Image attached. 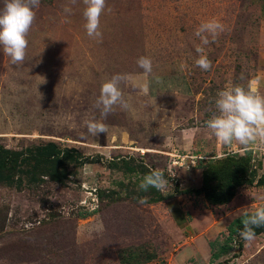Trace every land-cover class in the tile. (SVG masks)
<instances>
[{
    "label": "rangeland",
    "instance_id": "374dc122",
    "mask_svg": "<svg viewBox=\"0 0 264 264\" xmlns=\"http://www.w3.org/2000/svg\"><path fill=\"white\" fill-rule=\"evenodd\" d=\"M84 8L83 0H40L23 64L0 47V146L53 142L93 161L69 168L62 184L19 175V184L0 185V264H264V233L247 242L239 231L219 250L233 219L264 207V147L249 163L256 185L240 188L229 205L193 206L201 227L213 232L200 239L199 261H179L193 233L183 237L164 205L235 155L221 150L217 158L206 121L225 85L264 83V0H107L100 40L87 35ZM211 19L224 31L204 46L212 68L203 71L195 64V31ZM142 56L151 58V74L138 66ZM117 74L126 77L129 107L103 119L95 101ZM93 120L107 132L90 134ZM155 169L167 188L139 190Z\"/></svg>",
    "mask_w": 264,
    "mask_h": 264
},
{
    "label": "clouds",
    "instance_id": "9594fccd",
    "mask_svg": "<svg viewBox=\"0 0 264 264\" xmlns=\"http://www.w3.org/2000/svg\"><path fill=\"white\" fill-rule=\"evenodd\" d=\"M75 2L76 0H72L73 4ZM83 4L85 5L83 17L86 21L84 27L87 35L93 39H102L101 17L107 8V0H83ZM39 5L40 0H3V7L0 8V47L11 58L13 64H23L25 61L29 46L28 35L35 22L36 9ZM107 10L111 11L110 8ZM64 12L71 14L72 9L65 7ZM223 31L224 25L216 19L202 23L195 31V36L201 41L196 47L199 58L196 59L195 64L201 70L209 71L212 68V61L205 54L204 46L215 42ZM137 64L143 69L144 74L152 73L151 58L142 56ZM179 67L183 71L184 65L181 64ZM125 79V76L117 74L101 85L94 107L100 111L103 119H106L117 106L122 109L129 107L121 89V83ZM156 80L159 82L160 78L156 77ZM257 80H250L246 87L242 84H228L217 93L215 100L217 112L206 121V127L223 143L237 142L244 146L245 150H249L257 142L259 146L264 147V95L253 88ZM86 126L93 136L107 132V126L100 121H87ZM168 183L164 173L155 169L143 177L139 190L147 191L152 187L164 191ZM139 202L146 203V199H141ZM242 224L244 228L240 232L241 237L247 242L253 241L256 237L254 227L264 226V207L257 208L251 215L246 214ZM26 227L31 228V225Z\"/></svg>",
    "mask_w": 264,
    "mask_h": 264
},
{
    "label": "trees",
    "instance_id": "16d2710c",
    "mask_svg": "<svg viewBox=\"0 0 264 264\" xmlns=\"http://www.w3.org/2000/svg\"><path fill=\"white\" fill-rule=\"evenodd\" d=\"M251 153L227 155L219 161V166H210L202 174V185L197 189H188L184 194L203 196L211 206L229 203L243 186L254 183L248 175ZM75 149H62L53 142L24 147L21 150H9L0 146V185L13 186L22 182L19 175L28 177V182H39L43 178L62 184L69 168H78L92 163ZM252 175V174H251ZM253 176V175H252ZM257 184V182H256ZM252 213L242 214L233 219L226 228L227 235L220 253L226 251L233 236L242 231V220ZM258 234L264 233V226L253 229Z\"/></svg>",
    "mask_w": 264,
    "mask_h": 264
},
{
    "label": "crops",
    "instance_id": "0c3cea01",
    "mask_svg": "<svg viewBox=\"0 0 264 264\" xmlns=\"http://www.w3.org/2000/svg\"><path fill=\"white\" fill-rule=\"evenodd\" d=\"M258 84L257 89H258V93L263 95V91H264V83L263 85H259V81H257ZM261 86V87H260ZM189 134L188 130L184 131V134ZM192 143L193 144L196 141V136H192ZM218 149H216V156L217 158H220L219 152H221V150H227L233 154H238V155H244L245 153H251V159L252 161H254V158H260L263 153H261V150L263 149V147L259 146V143L257 142L256 145H253L249 150H245L244 146L240 145L237 142H233L231 144H225L222 141L218 140ZM204 158L206 159L207 157L204 156ZM198 171H196L197 173ZM198 174V173H197ZM196 174V176H197ZM193 182V185H196V187H187L190 189H197L200 188L201 186L199 184H201L199 179H194L191 182H188L189 185H191L190 183ZM182 185V184H181ZM252 185H256V182L254 181V183ZM198 199V200H197ZM235 200V196L234 198L227 204L225 205H229L231 203H233ZM204 202L203 197L200 196H191V195H187V194H179V195H174L172 197H169L165 202V210L167 212V214L169 215V218L171 220V222L174 224L175 227H177L181 232L183 237H185L187 235V233L191 230L192 234V241L193 243H188V241L186 240V242L184 243V245H186L185 247L192 248L190 249L188 252H186V254H184L183 256L180 254V258L181 260L179 261H187L189 259H194V260H198L199 261V257H200V249H199V244H200V239L201 238H208L213 232L207 230L206 228H202L201 227V223H200V219H198L199 214L198 211L195 210V208L193 206H195L196 202ZM201 202L202 206L203 203ZM224 206V205H221ZM176 214H174L175 212ZM197 211V212H196ZM200 225V226H199ZM214 236V235H213ZM184 247V248H185ZM184 248L182 249V251L184 250ZM181 251V252H182ZM137 264H140V261L136 262Z\"/></svg>",
    "mask_w": 264,
    "mask_h": 264
}]
</instances>
